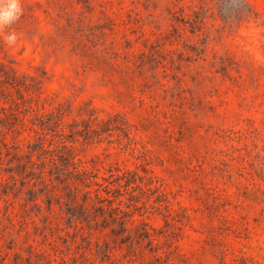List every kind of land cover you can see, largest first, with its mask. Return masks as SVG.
Wrapping results in <instances>:
<instances>
[{
	"label": "rangeland",
	"instance_id": "374dc122",
	"mask_svg": "<svg viewBox=\"0 0 264 264\" xmlns=\"http://www.w3.org/2000/svg\"><path fill=\"white\" fill-rule=\"evenodd\" d=\"M21 4L0 34V264H264V0ZM62 153L129 239L73 216Z\"/></svg>",
	"mask_w": 264,
	"mask_h": 264
},
{
	"label": "trees",
	"instance_id": "16d2710c",
	"mask_svg": "<svg viewBox=\"0 0 264 264\" xmlns=\"http://www.w3.org/2000/svg\"><path fill=\"white\" fill-rule=\"evenodd\" d=\"M50 117L54 118L53 115H50ZM40 123L43 127H45L44 129H46L49 122L40 120ZM55 135L61 136L62 134H58V132H56ZM39 147V152L42 154L50 153V150L45 149L44 146L39 145ZM52 155L53 156L50 158V162H52L55 166L54 170L56 179L63 182L66 187L71 190V202L77 205L76 208L73 209V216L86 222L88 226H92V221L100 218V224L104 228L113 226L111 232L116 240L129 239L130 235H127L128 226L125 219V212L122 211L120 207H114L112 205L113 201L109 199H101L98 193H96V196L93 197L91 191H83L80 189V185L83 187L89 186L86 177L87 171L84 170L80 172L77 169H73V167L76 168V163L73 161L71 153L56 155L58 156V159L54 154ZM72 178L73 182H70ZM80 196H82V198H80ZM106 200H109L108 206L103 204Z\"/></svg>",
	"mask_w": 264,
	"mask_h": 264
},
{
	"label": "clouds",
	"instance_id": "9594fccd",
	"mask_svg": "<svg viewBox=\"0 0 264 264\" xmlns=\"http://www.w3.org/2000/svg\"><path fill=\"white\" fill-rule=\"evenodd\" d=\"M22 14L21 0H0V34H3L6 28H11ZM4 41L9 46L15 45L17 42L16 33L9 32L4 36Z\"/></svg>",
	"mask_w": 264,
	"mask_h": 264
}]
</instances>
